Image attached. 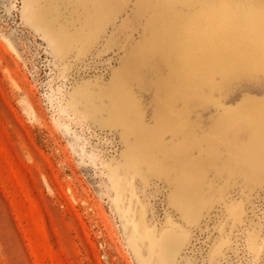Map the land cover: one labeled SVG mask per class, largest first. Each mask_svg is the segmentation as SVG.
<instances>
[{"label":"rangeland","instance_id":"374dc122","mask_svg":"<svg viewBox=\"0 0 264 264\" xmlns=\"http://www.w3.org/2000/svg\"><path fill=\"white\" fill-rule=\"evenodd\" d=\"M219 1L231 13L218 0H0V264H154L133 222L178 229L169 264H264V169L239 159L264 168V0ZM159 107L198 137L230 131L235 157L202 143L191 181L157 170L128 124L152 126Z\"/></svg>","mask_w":264,"mask_h":264},{"label":"bare ground","instance_id":"6f19581e","mask_svg":"<svg viewBox=\"0 0 264 264\" xmlns=\"http://www.w3.org/2000/svg\"><path fill=\"white\" fill-rule=\"evenodd\" d=\"M217 3L221 5V8H224L228 13H231L230 4L222 3L219 0ZM28 8L29 5L25 2V12L29 14ZM58 32L59 34H63V30L61 29H59ZM59 36H55L51 41L58 51L64 48L62 45L63 37ZM243 98L248 100L261 99L254 98L253 96ZM128 125L129 128L135 130V141L131 145L133 153L146 159L150 158L154 164L156 162L155 165L153 164V167L157 170H162L165 166H171L175 169L180 179L182 178L187 181H191V179L199 173L198 165L194 158L188 155L189 149L201 146L203 143L204 148L208 149L210 154L216 155L219 152L218 144H220L221 141H225L228 150L227 157L229 159L235 157L233 154H235L236 150L233 148L237 147V145L239 146L233 138V133H230L228 130H224V133L219 130L212 131L210 134L203 137L196 136L192 133L190 128H188L184 114L171 112L165 107H161L159 110L155 111L154 124L152 126L141 124ZM164 132H169L171 137L175 140L171 143L165 142L163 138ZM259 146L256 149L261 153H264V146ZM250 155L254 157L252 153ZM252 156L241 155V158L239 159L248 166L256 169H264L259 166L260 164H257L253 160L255 157L253 158ZM172 202L186 217H191L195 207L193 202L189 203L183 200L182 197L176 195L174 199H172ZM177 230L178 229L175 227H170L161 233L156 234L154 231L147 229L144 226L140 230L139 225L136 222H133L131 241L134 246H138L139 242L146 241L149 256L154 257V264H169L172 250L178 245L180 238L182 237L181 233Z\"/></svg>","mask_w":264,"mask_h":264},{"label":"water","instance_id":"95a60500","mask_svg":"<svg viewBox=\"0 0 264 264\" xmlns=\"http://www.w3.org/2000/svg\"><path fill=\"white\" fill-rule=\"evenodd\" d=\"M247 96H248V97H249V96L251 97V95H244V97H247ZM253 97H254V98H261V97H255V96H253Z\"/></svg>","mask_w":264,"mask_h":264}]
</instances>
